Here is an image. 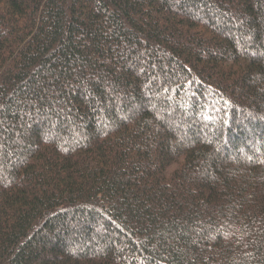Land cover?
<instances>
[{"label":"trees","instance_id":"trees-1","mask_svg":"<svg viewBox=\"0 0 264 264\" xmlns=\"http://www.w3.org/2000/svg\"><path fill=\"white\" fill-rule=\"evenodd\" d=\"M0 264H264V0H0Z\"/></svg>","mask_w":264,"mask_h":264}]
</instances>
